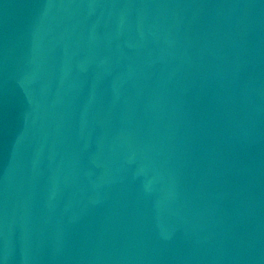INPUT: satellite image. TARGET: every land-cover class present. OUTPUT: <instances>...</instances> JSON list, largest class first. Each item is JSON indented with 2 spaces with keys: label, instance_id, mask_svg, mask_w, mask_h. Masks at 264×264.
<instances>
[{
  "label": "water",
  "instance_id": "1",
  "mask_svg": "<svg viewBox=\"0 0 264 264\" xmlns=\"http://www.w3.org/2000/svg\"><path fill=\"white\" fill-rule=\"evenodd\" d=\"M0 264H264V0H0Z\"/></svg>",
  "mask_w": 264,
  "mask_h": 264
}]
</instances>
